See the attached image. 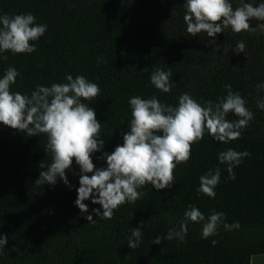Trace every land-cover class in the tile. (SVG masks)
Returning a JSON list of instances; mask_svg holds the SVG:
<instances>
[{
  "label": "trees",
  "instance_id": "obj_1",
  "mask_svg": "<svg viewBox=\"0 0 264 264\" xmlns=\"http://www.w3.org/2000/svg\"><path fill=\"white\" fill-rule=\"evenodd\" d=\"M186 0H0V14L31 13L46 33L30 42L33 53H0V78L9 67L20 75L12 92L30 95L39 86L67 83V75L84 76L96 83L100 95L87 103L101 122V151L92 155L97 169L106 168L104 153L123 144L132 119L133 96L177 106L188 93L197 102H219L225 85L239 93L254 115L241 136L225 144L205 134L192 145L191 159L178 164L170 188L157 191L151 184L139 191L135 203L114 210L112 219L95 216L102 206L86 200L88 213L76 206L80 167L73 160L66 170L71 187L57 179L53 185H36L42 162L50 165L48 137H29L0 124V238L8 243L0 264H252L264 254V33H234L230 28L213 39L187 33L183 19ZM233 7L241 0H231ZM259 5L264 0H243ZM252 27L264 21L253 20ZM243 41L244 53L235 52ZM7 56V60L3 59ZM155 69L171 71L170 93L150 82ZM229 121L237 120L234 113ZM228 148L250 156L229 178L218 156ZM219 167L221 180L215 198L200 192V177ZM92 175L91 173L89 174ZM206 220L213 211L224 213V223H239L217 235L202 238L204 222H188L184 242L162 239L184 220L189 206ZM92 215L93 220L85 217ZM141 227L137 248L128 246L133 228ZM206 222V221H205ZM224 235L226 237H224ZM217 243L213 246L212 241Z\"/></svg>",
  "mask_w": 264,
  "mask_h": 264
},
{
  "label": "clouds",
  "instance_id": "obj_2",
  "mask_svg": "<svg viewBox=\"0 0 264 264\" xmlns=\"http://www.w3.org/2000/svg\"><path fill=\"white\" fill-rule=\"evenodd\" d=\"M187 33L192 36L207 34L213 38L227 29L234 33H264V23L252 27L251 21H264V3L258 6L241 0L233 7L231 0H186L184 3ZM47 31V26L37 24L31 14L9 16L0 14V53L11 52L14 55L33 53L36 48L30 42L39 40ZM243 41L236 45L237 54L244 53ZM7 60V56H3ZM20 73L9 67L0 78V124L26 132L29 137L46 134L47 148L52 153L50 165L40 164L47 169L40 172L36 185H55L57 179L71 187L66 170L72 167L73 160L80 167V187L77 189L76 206L82 213H88L86 200L102 206L103 211L94 209L95 216L112 219L114 210L125 203H135L144 193L139 191L151 184L157 191L172 186L174 171L178 164H186L191 159L192 145L199 143L207 133L216 141L225 144L240 138L241 130L246 128L254 115L246 107L239 93L225 85L226 97L219 102L207 101L204 106L188 93L179 97L177 106L161 103L155 96L143 99L133 96L131 106L130 131L123 134V144L111 153H104L107 167L97 169L92 155L103 149L105 141L100 139L101 122L95 111L87 103L97 98L101 89L84 76L73 78L67 75V83H53L50 87L37 86L30 95L12 92ZM171 71L155 69L150 82L162 93H170L173 84ZM264 109V102H258ZM234 113L237 120L229 121L227 116ZM250 156L247 151L238 152L231 148L221 151L219 164L226 165L230 179H235L233 169L243 159ZM92 174L91 176L89 174ZM221 180V170L216 167L200 177L198 192L215 198V188ZM93 220L92 215L85 217ZM206 221V222H205ZM188 222H204L202 238L217 235L223 224L226 230L239 228V223H224V213L213 211L207 218L202 212L189 206L184 220L176 229L169 230L164 238L158 237L153 243L159 245L162 239H178L184 242L188 231ZM133 228L128 238L131 249L138 247L142 236L141 227ZM8 243L7 236L0 238V252ZM217 243L212 241L213 246Z\"/></svg>",
  "mask_w": 264,
  "mask_h": 264
},
{
  "label": "rangeland",
  "instance_id": "obj_3",
  "mask_svg": "<svg viewBox=\"0 0 264 264\" xmlns=\"http://www.w3.org/2000/svg\"><path fill=\"white\" fill-rule=\"evenodd\" d=\"M252 264H264V254L263 255L254 256L252 258Z\"/></svg>",
  "mask_w": 264,
  "mask_h": 264
},
{
  "label": "water",
  "instance_id": "obj_4",
  "mask_svg": "<svg viewBox=\"0 0 264 264\" xmlns=\"http://www.w3.org/2000/svg\"><path fill=\"white\" fill-rule=\"evenodd\" d=\"M224 237H226V236L224 235Z\"/></svg>",
  "mask_w": 264,
  "mask_h": 264
}]
</instances>
